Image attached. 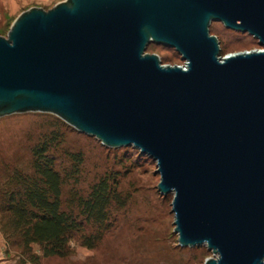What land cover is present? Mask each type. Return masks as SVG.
<instances>
[{
	"label": "water",
	"instance_id": "water-1",
	"mask_svg": "<svg viewBox=\"0 0 264 264\" xmlns=\"http://www.w3.org/2000/svg\"><path fill=\"white\" fill-rule=\"evenodd\" d=\"M212 21L259 48L221 54ZM149 43L173 48L164 64ZM222 55V57H220ZM50 112L155 161L180 246L264 264V0H61L0 34V117Z\"/></svg>",
	"mask_w": 264,
	"mask_h": 264
},
{
	"label": "rangeland",
	"instance_id": "rangeland-1",
	"mask_svg": "<svg viewBox=\"0 0 264 264\" xmlns=\"http://www.w3.org/2000/svg\"><path fill=\"white\" fill-rule=\"evenodd\" d=\"M61 0H0V34L6 32L18 13L31 6L48 9ZM223 53L259 48L246 32L226 28L219 21L209 25ZM148 52L158 54L164 64H180L177 52L158 43H149ZM147 45V46H148ZM55 131L57 142L51 149L60 170L73 167L66 179L63 199L70 192L86 195L92 183L106 177L114 180L124 205L112 213V225L102 238L87 248L72 240L65 256L41 254L38 243L30 250L11 244L0 231V264H204L213 257L204 244L180 246L173 231L172 193L157 189L159 174L155 161L138 149L104 146L97 138L77 131L57 115L43 111L15 112L0 117V183L15 169L30 173L31 148L45 134ZM79 153L73 165L68 155ZM76 170V172H75Z\"/></svg>",
	"mask_w": 264,
	"mask_h": 264
},
{
	"label": "trees",
	"instance_id": "trees-1",
	"mask_svg": "<svg viewBox=\"0 0 264 264\" xmlns=\"http://www.w3.org/2000/svg\"><path fill=\"white\" fill-rule=\"evenodd\" d=\"M54 132L45 134L31 148L30 173L15 169L0 183L2 235L25 251L30 250V243H38L43 256L68 255L72 240L94 247L111 227L112 213L124 205L115 181L106 177L92 183L86 195L71 191L63 199L62 187L74 168L67 172L57 167L51 150L58 141ZM68 155L73 165L81 162L79 153Z\"/></svg>",
	"mask_w": 264,
	"mask_h": 264
},
{
	"label": "built area",
	"instance_id": "built-area-1",
	"mask_svg": "<svg viewBox=\"0 0 264 264\" xmlns=\"http://www.w3.org/2000/svg\"><path fill=\"white\" fill-rule=\"evenodd\" d=\"M220 57H222V55H220ZM177 65H179L181 68H185L186 67V61L181 60V63L177 64Z\"/></svg>",
	"mask_w": 264,
	"mask_h": 264
},
{
	"label": "clouds",
	"instance_id": "clouds-1",
	"mask_svg": "<svg viewBox=\"0 0 264 264\" xmlns=\"http://www.w3.org/2000/svg\"><path fill=\"white\" fill-rule=\"evenodd\" d=\"M69 243L71 244L72 242L70 241Z\"/></svg>",
	"mask_w": 264,
	"mask_h": 264
}]
</instances>
